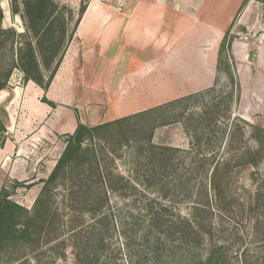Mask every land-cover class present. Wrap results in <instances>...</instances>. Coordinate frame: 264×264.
<instances>
[{
	"label": "trees",
	"instance_id": "trees-1",
	"mask_svg": "<svg viewBox=\"0 0 264 264\" xmlns=\"http://www.w3.org/2000/svg\"><path fill=\"white\" fill-rule=\"evenodd\" d=\"M20 3L21 9L14 4L11 13L20 17L24 33L3 28L0 9V49L10 42L13 63L7 68L0 55V92L8 90L13 69L21 72L24 82L46 90L71 38L70 8L53 0ZM85 8L79 6L74 27ZM232 26L225 31L217 60L218 71L231 87L235 86L228 62ZM22 38L24 47L13 48ZM74 74L77 82V69ZM200 95L193 93L107 123L78 124L65 135L63 151L40 181L43 187L32 210L11 201L9 190L1 189L0 261L18 250L6 264H230L232 254L240 264L249 259L250 264H264V247L248 256L243 225L247 220L251 238L264 245V186L245 189L246 195L236 193L235 187L243 172L253 181L260 175L256 170L264 161V128L250 125L254 148L220 157L211 151V143L226 131L216 135L213 130L220 108L213 101L190 115L196 121L192 163L178 158V149L153 142L154 131L166 124L165 109ZM235 97L231 91L232 103ZM7 121L0 106V145ZM119 150L125 156L121 158L131 162L128 175L112 163ZM23 186L30 187L15 183L11 189ZM61 187L66 189L62 209L54 201ZM180 205L186 206L184 211Z\"/></svg>",
	"mask_w": 264,
	"mask_h": 264
},
{
	"label": "crops",
	"instance_id": "crops-1",
	"mask_svg": "<svg viewBox=\"0 0 264 264\" xmlns=\"http://www.w3.org/2000/svg\"><path fill=\"white\" fill-rule=\"evenodd\" d=\"M53 1L67 4L72 9H76L80 2V0ZM243 1L240 0L239 4L234 6L233 12L216 24L201 23L197 34L193 33L191 36L187 34L191 26H185V17L190 18L192 15L186 11L189 8V0L88 2L72 38L65 47L59 68L68 66L76 88L82 89L88 95L103 97L107 103L110 97L107 92H93L83 85L85 73L97 71L101 65L111 66L110 71L117 74L114 89L119 95L125 87H131L136 82L135 78H142L140 81L144 82L142 87L145 88L135 93L139 98L137 102L149 103L152 106L128 115L208 89L213 86L220 74L225 76L217 68L218 50L225 31L233 23ZM12 21L20 24L15 27L17 33H24L20 17L12 15L8 9L7 12L3 11V28L12 26ZM236 26L238 29L242 27L247 29L244 17L239 19ZM200 31L203 34L200 35ZM250 45L249 41L234 40L230 47V59L234 62L232 66L240 83L242 103L255 94L260 78L264 79V57L261 58V52H264V33L255 44L254 50L257 51V55L249 50ZM250 53L253 54L251 62ZM130 61L134 62L131 67ZM76 69L77 82L74 74ZM58 71L46 90L31 81L23 80L21 88H17L20 93L16 91L15 96L12 93L13 89L4 90L8 95L4 107L8 121L4 134L6 142L0 145V163H17V160L13 161L11 158L19 157L22 152H26L25 143L19 141V131H25L23 134H27L30 121L36 122L42 117H48L45 124L48 125L46 132L48 139L51 135L55 136L57 123L52 115L53 110L41 103L40 99L43 94L47 95L57 82ZM48 99L54 101L51 97ZM252 101L255 103L254 98ZM117 104L120 106L118 108L120 112V101ZM14 107L18 108L17 115L14 114ZM44 130L45 126L29 130L30 140L35 141L40 136L45 138ZM9 138L15 139V144L9 142Z\"/></svg>",
	"mask_w": 264,
	"mask_h": 264
},
{
	"label": "rangeland",
	"instance_id": "rangeland-1",
	"mask_svg": "<svg viewBox=\"0 0 264 264\" xmlns=\"http://www.w3.org/2000/svg\"><path fill=\"white\" fill-rule=\"evenodd\" d=\"M239 1L240 0H189V8L186 9V11L192 15H190V18L189 16L185 17V26H191L187 34H190V36L193 33L197 34L198 29L201 28V23L216 24L222 18L227 15L229 16L231 11L233 12L234 6L239 4ZM14 4H18L21 9L22 5L20 0H0V9L2 12H7V9L11 11V7ZM59 4L70 8L67 4ZM87 4L88 0H80L79 2V6L83 5L86 7ZM79 6L76 9L70 8L73 15L68 29L71 38L75 30L74 23L78 18ZM171 15L172 14H170V23L172 22ZM241 17H244V23L247 29L243 27L238 29V26H236ZM11 25L12 26L7 28L15 30L16 26H20V24L13 21ZM263 33L264 3H262V0H244V5L236 14L233 26L230 30V34L234 37L233 41H241L240 37L248 34V41L251 44L249 50L257 55V51L254 50L255 44H257V39L260 38ZM201 34H203L202 31H200V35ZM18 43V45H12L13 48L24 47L25 40L23 38L19 39ZM10 48L11 44L8 42L0 49V55L3 56V64L6 65L7 68H11L13 64L10 58L11 53H9ZM261 54V58L264 57V52H261ZM228 56L231 58L230 51L228 52ZM133 63L134 62L130 61L129 66L131 67ZM232 65H234L233 61H231V66ZM69 69L68 66H63L59 71L57 70L59 73L57 82L48 93L49 95L43 94L40 99L41 103L53 110L52 115L57 123L55 136L52 137L51 135V138L48 139L46 133L48 125H45L47 124L48 117H42L36 122L30 121L29 130H37L45 126L44 132L46 137L43 138L40 136L37 140L31 141V135L30 133L28 134L29 130L26 131L27 134H23L25 131H19V141L25 143L26 152H22L19 157L11 158L13 161L17 160V163H0V191L2 188H7L11 193L9 199L27 210H32L34 202L43 187V183L40 181L47 178L63 151L65 146V135L72 134L78 124L98 125L107 123L122 116L127 117L126 115L132 114L136 110L152 106L149 103L140 104L137 102L139 98L135 96V93L139 92L141 88H145L142 87L144 82L140 81L142 78H135L136 82H134L131 87L123 88L124 91L119 95V92L114 89V81L117 74L110 71L111 66L101 65L100 69L97 71L85 73L83 85L92 89L93 92H107V95L110 96L109 102L107 103L103 97L88 95L83 92L82 89L76 88L77 86L72 80L71 69ZM231 73L235 86L231 87L228 78L220 74L212 87L196 92L201 94L198 98H192L180 105L166 108L163 118L166 124L154 131L153 142L178 149L179 153L176 156L180 159H184L185 163H192L195 153L193 127L196 125V121H192L190 115L201 112L204 106L209 107L214 101L219 102L220 108L217 114V124L213 127V130L216 132V135H219L223 131H226V133L224 136L219 135L217 141L215 140L216 142L214 141L211 143V145H213L211 151L223 158L227 155L231 156L232 153H237L243 148H254L255 143L250 139V125L257 123L264 128V79L260 78V82H257L258 86L256 87L255 94H252L246 102L242 103L240 99V83L238 77H236L234 73L233 66L231 67ZM44 75L47 77L49 72H45ZM22 80L23 75L21 72L17 69H13L9 78L8 90L9 88L13 89L14 92L12 93L14 96L16 91L20 93V90L17 88H21ZM236 87H239L238 93L236 92ZM158 90L160 91V89ZM231 91L234 92V97L238 96L234 98L233 103L228 98ZM6 92L7 91L0 92V106L5 107V100L8 97ZM31 96L34 95L31 94ZM50 97L54 101L49 100L48 98ZM251 98H254L255 103ZM119 101L121 105L120 112H118L120 106L117 104ZM227 107H230V111L229 108L227 110ZM13 109L14 114L17 115L18 108L14 107ZM13 109L11 108L12 113ZM230 128L231 131L229 133ZM14 141L15 139L12 138L9 142L15 144ZM5 142L6 140L3 139L2 143L4 144ZM181 151L188 152V154H184ZM115 157L112 163H118L119 171L123 175H128L130 168L129 163L131 162L126 158H121L125 157L123 155V150H119L118 156ZM108 162H110V159H108L107 163ZM256 171L260 174L256 181L251 180L246 172L237 176L235 181L236 193L245 194V189L253 191L257 187L264 186L262 182V180H264V161ZM15 183H23L24 185H30V187L23 186L13 191L11 187ZM65 191L66 189L62 187L58 188V193L60 192V195H58V197L56 195L54 198L55 206L57 205V207L61 209L64 207L62 202L66 195ZM113 203H117V201L114 200ZM179 208L184 211L186 206L180 205ZM65 215L70 218V213L67 211H65ZM66 219L67 218H65V220ZM243 225L248 236L246 241V247H248L247 249L249 250L248 256L251 257V255L254 256V254L258 253L264 245L258 244V239L256 241L252 239L254 237L252 226L247 220H244ZM261 236L262 235L258 238ZM18 253L19 251L17 250L14 254L2 256L0 264H6V259L8 260L10 257H16ZM69 259L70 256L68 255V260ZM251 261L252 260L249 259L247 264H250ZM230 264H240L239 261L234 258L233 254Z\"/></svg>",
	"mask_w": 264,
	"mask_h": 264
},
{
	"label": "built area",
	"instance_id": "built-area-1",
	"mask_svg": "<svg viewBox=\"0 0 264 264\" xmlns=\"http://www.w3.org/2000/svg\"><path fill=\"white\" fill-rule=\"evenodd\" d=\"M93 1H97V0H88V2H93ZM240 39H241V41L247 42L249 39V35L248 34L243 35L242 37H240ZM228 62L231 63L229 56H228Z\"/></svg>",
	"mask_w": 264,
	"mask_h": 264
},
{
	"label": "water",
	"instance_id": "water-1",
	"mask_svg": "<svg viewBox=\"0 0 264 264\" xmlns=\"http://www.w3.org/2000/svg\"><path fill=\"white\" fill-rule=\"evenodd\" d=\"M252 57H253V54L250 53V55H249V61H250V62L252 61Z\"/></svg>",
	"mask_w": 264,
	"mask_h": 264
}]
</instances>
